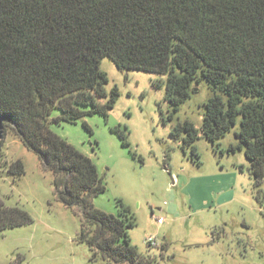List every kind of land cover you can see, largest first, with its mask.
<instances>
[{"label":"trees","instance_id":"trees-1","mask_svg":"<svg viewBox=\"0 0 264 264\" xmlns=\"http://www.w3.org/2000/svg\"><path fill=\"white\" fill-rule=\"evenodd\" d=\"M104 57L120 70L165 75L170 110L161 113L163 123L205 81L213 95L203 103L199 131L219 149L218 140L241 116L237 144L226 150L244 149L258 188L264 180V0H0V166L11 130L52 173L56 200L80 213L77 240L88 246L90 260L144 264L130 242L136 224L130 208L121 199L117 216L94 207L93 198L105 191L95 163L50 129L88 114L107 116L118 90L104 88ZM55 108L60 114L51 117ZM114 130L127 145L126 129ZM199 131L189 120L169 131L197 162ZM6 173L20 177L22 161L11 162ZM32 222L25 209L0 197V233Z\"/></svg>","mask_w":264,"mask_h":264},{"label":"rangeland","instance_id":"rangeland-1","mask_svg":"<svg viewBox=\"0 0 264 264\" xmlns=\"http://www.w3.org/2000/svg\"><path fill=\"white\" fill-rule=\"evenodd\" d=\"M100 68L107 76L106 92L118 90L107 116L50 123L56 135L95 163L105 191L93 198L94 207L117 216L121 199L130 208L136 221L128 231L130 242L144 264H264V180L258 188L253 184L243 148L226 150L237 144L241 116L215 149L199 131L203 103L213 95L205 81L194 84L172 121L163 123L161 113L170 110L165 75L120 70L108 57ZM59 114L55 108L51 117ZM185 120L199 131L194 142L199 162L169 133ZM114 128L126 129L127 145ZM17 159L24 174L14 179L6 168ZM0 197L33 218L0 233V264H107L90 260L88 246L77 240L80 213L56 200L52 173L11 130L2 147ZM149 236L156 246L147 243Z\"/></svg>","mask_w":264,"mask_h":264},{"label":"built area","instance_id":"built-area-1","mask_svg":"<svg viewBox=\"0 0 264 264\" xmlns=\"http://www.w3.org/2000/svg\"><path fill=\"white\" fill-rule=\"evenodd\" d=\"M162 221H163L162 218H157V222H158V223H161ZM147 243H148L149 245H153V246H156V245H157V243L155 242V239H154L153 237H151V236H149V237L147 238Z\"/></svg>","mask_w":264,"mask_h":264}]
</instances>
